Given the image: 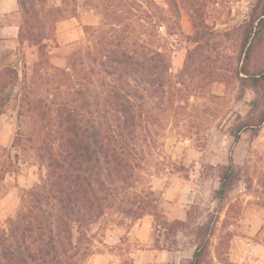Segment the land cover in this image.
I'll use <instances>...</instances> for the list:
<instances>
[{
    "label": "rangeland",
    "instance_id": "374dc122",
    "mask_svg": "<svg viewBox=\"0 0 264 264\" xmlns=\"http://www.w3.org/2000/svg\"><path fill=\"white\" fill-rule=\"evenodd\" d=\"M23 1L26 11L20 12L21 38L6 44L1 52L12 53L7 64L20 75L25 71L30 76L39 59L64 67L76 43L89 44L84 41V27L92 28L98 22V11L102 16L101 6L95 9L96 0H65L81 9V32L74 43L58 46L54 21L60 17L47 13L56 0ZM105 1L101 5H111L109 12L116 9L117 15L126 11L136 14L126 4L137 0ZM155 1L161 4V0ZM256 2H180L177 29L167 28L168 22L152 11L147 24H142L144 35H138L140 23L132 18L133 31L139 37L136 39L146 43L151 55L159 53L160 60L170 56L171 75L180 89L171 98L172 104L164 106L165 114L153 128L157 136L153 138L152 155L139 172L151 192L150 201L163 206L167 201L187 203V229L180 225L159 227L155 220L152 222L151 247L179 251L178 259L190 257L199 245L201 264H264V124H256L262 108L256 110L250 104L254 94L249 86L239 87L236 81L243 51L242 33ZM257 47L249 69L261 67L264 60V39ZM253 123L254 127L248 126ZM239 130L234 142L233 136ZM16 133L15 116L7 110L0 116V167L6 171V188L0 193V236L18 209L23 191L44 173L30 154L26 156L12 147ZM9 155L11 159H7ZM230 160L233 173L218 200L215 192L219 176ZM134 224L126 217L108 213L91 224L87 232L73 226L72 241L80 242L74 260L77 264H114L115 248L111 243L119 239L118 250L140 247V240L132 232ZM96 254L102 255L98 261L92 256Z\"/></svg>",
    "mask_w": 264,
    "mask_h": 264
},
{
    "label": "trees",
    "instance_id": "16d2710c",
    "mask_svg": "<svg viewBox=\"0 0 264 264\" xmlns=\"http://www.w3.org/2000/svg\"><path fill=\"white\" fill-rule=\"evenodd\" d=\"M186 1L161 0L157 4L155 0H137L126 4L136 14L126 11L117 15L116 9L108 11L111 5H101L105 0H96L95 9L101 6L102 16L98 11V22L92 28L84 27V41L89 44L76 43L64 67L39 59L30 76L25 71L20 75L7 64L12 53H0V116L7 110L13 112L17 133L12 147L30 154L44 172L23 191L8 228L2 230L0 264H77L74 258L80 242L72 241L73 226L87 232L108 213L131 221L151 216L159 227L180 225L187 229L185 222L168 221L149 200L151 192L139 175L152 155L157 136L153 128L180 89L171 75L170 56L160 60L159 53L151 55L132 27L133 18L140 23L138 35H144L142 24H147L154 11L161 21L168 22L167 28L177 29L180 2ZM18 5L26 11L23 0H18ZM73 12L76 14L75 9ZM47 13L59 15L55 23L65 17L57 8ZM21 35L20 25L17 40ZM242 39L236 81L239 87L247 84L252 90L250 104L256 110L262 108L256 117L261 126L264 60L261 67L249 66L264 39V0H257L252 7ZM241 130L233 136L234 142ZM222 170L215 192L218 200L229 186L231 160ZM5 174L0 167V193L6 188ZM198 247L188 264L202 263Z\"/></svg>",
    "mask_w": 264,
    "mask_h": 264
},
{
    "label": "crops",
    "instance_id": "0c3cea01",
    "mask_svg": "<svg viewBox=\"0 0 264 264\" xmlns=\"http://www.w3.org/2000/svg\"><path fill=\"white\" fill-rule=\"evenodd\" d=\"M52 8L61 9L65 17L55 23L54 28V41L58 46H65L77 41L81 32V13L79 6H71L65 0H56L51 6ZM76 14H73V9ZM17 12V15H14ZM20 12L21 9L18 5V0H0V53L6 49V44L12 43L18 39L20 33ZM185 202L182 201H167L163 205H157L163 212L168 221H181L186 222V207ZM163 206V207H162ZM150 219V220H149ZM154 218L151 216H144L135 221L132 232L136 238L140 240V247L135 250L125 249L118 250L116 246L120 240L111 243L113 245V262L114 264H188L192 259L176 258V253L179 251L171 252L170 250L154 249L151 247L152 230ZM131 235L128 233L127 237ZM125 246L126 243H121ZM121 246V245H120ZM99 260L102 255H92Z\"/></svg>",
    "mask_w": 264,
    "mask_h": 264
}]
</instances>
